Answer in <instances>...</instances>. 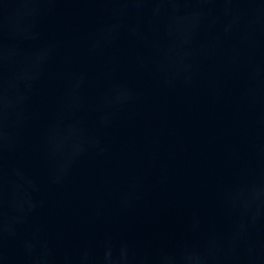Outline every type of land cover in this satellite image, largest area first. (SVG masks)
<instances>
[{"label":"water","instance_id":"1","mask_svg":"<svg viewBox=\"0 0 264 264\" xmlns=\"http://www.w3.org/2000/svg\"><path fill=\"white\" fill-rule=\"evenodd\" d=\"M0 264H264V0H0Z\"/></svg>","mask_w":264,"mask_h":264}]
</instances>
